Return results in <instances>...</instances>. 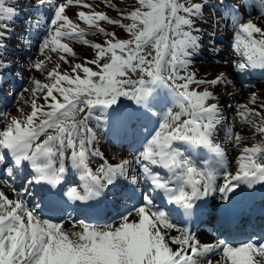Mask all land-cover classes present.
<instances>
[{"label": "snow or ice", "instance_id": "6c2138e0", "mask_svg": "<svg viewBox=\"0 0 264 264\" xmlns=\"http://www.w3.org/2000/svg\"><path fill=\"white\" fill-rule=\"evenodd\" d=\"M135 2L131 10H118L120 19L100 11L77 12L79 20L95 29L90 32L66 14L73 5L92 8L86 0L50 4L51 32L40 48L44 59L32 64L36 71L46 73L47 82L34 79L24 89L31 93L25 100L30 111L19 108L20 116H10L0 127V185L7 188L0 187V264H264V238L240 245L226 240L202 243L190 228L177 227L171 218L177 210L186 217L209 212L208 201L217 193L230 204L242 187H264V100L258 104V96L252 92L248 104L238 105L241 122L262 139L244 146L236 170L230 171L224 147L215 142L224 117L219 98L210 89L227 88L231 82L224 72L203 79L188 70L190 57L200 47L201 29L196 23L204 18L207 0ZM39 3L44 6L50 0ZM105 3L115 7L110 0ZM260 5L264 16V0ZM227 15L234 32L233 49L244 58L235 63L236 71L264 70V24L244 19L235 7ZM16 16L14 0H0V71L10 67L2 56L9 39L7 22ZM100 21L118 26L129 38L120 39L116 32L106 31ZM97 33L107 39L101 43L85 38ZM65 39H79L90 46L93 58L73 63L68 57L75 58L76 53L62 42ZM46 53L58 54L52 68L47 67L52 57ZM106 57L108 62L102 63ZM60 62L68 68H62ZM135 73L139 78H130ZM203 85L209 87L198 90ZM165 89L166 95L158 91ZM169 96L179 111L168 109L156 121L157 126L143 135V149L135 159L139 176H129L131 161L109 163L93 147L96 134L89 122L94 110H110L112 119L135 134L138 127L147 128L159 116L170 102ZM122 97L135 106L121 107ZM227 134L233 147L247 139L231 129ZM199 148L213 154L212 162L201 165L193 158ZM96 157L103 162L93 168ZM26 168L31 174L25 183L40 185L48 197L44 207L26 198L29 187L15 185L17 174ZM70 170L78 174L79 184L65 187ZM131 170L136 173L135 168ZM217 177L222 183H217ZM141 179L151 190L137 195ZM109 192L116 197L118 221L87 223L60 218L68 201L99 204ZM157 195L164 204L175 207L164 210L163 204L156 203ZM121 203L123 211L119 210ZM45 207L50 215L43 214Z\"/></svg>", "mask_w": 264, "mask_h": 264}, {"label": "rangeland", "instance_id": "374dc122", "mask_svg": "<svg viewBox=\"0 0 264 264\" xmlns=\"http://www.w3.org/2000/svg\"><path fill=\"white\" fill-rule=\"evenodd\" d=\"M215 1L220 2V0H215ZM231 1H234L237 5H239L241 7L243 14H244V17H245L244 19L252 18V19L256 20L257 18L262 17V15H261L262 9H261V5H260V0H231ZM86 2L90 3L92 5V8H84L81 5H74L73 7L67 8V10H66V12H67L68 9H73V10H69L66 14L71 15L72 12L74 11L75 13H74V15H71V17H72L71 19L75 23L79 24V26L81 28L85 29L86 32L94 31L95 29H89V26L87 24H85L83 21L78 19L76 13L79 12L80 10H85L84 12L86 14L91 13L93 11H100V12L106 13L111 19H120V14L118 11L119 9L131 10L133 7L136 6L135 0H110V3L115 6L114 8L107 7L105 0H86ZM193 2L202 3V2H204V0H193ZM208 2H209V0H207V3ZM248 3L250 5H247ZM124 22L130 23L131 21H124ZM200 22H202V24H204L206 26L212 27L213 31H219L218 28L225 29V27H227V28H229V30H231V28H232V24H231L230 19L228 18L227 13H225V14L220 13L219 14L218 12H215L214 10L210 9L209 7H207L205 12H204V18L202 20L197 21L196 27H199ZM98 23H99V26L105 28L106 31L116 32L117 36L120 39L129 38L128 34L126 32H124L122 29H120L118 26L107 24L104 21H100ZM85 38L89 39L93 42H101V43L105 39H107V37H105L103 34H100V33H97V35H95V36L86 35ZM218 43H220L219 45H221V46L223 45L222 42H217L216 44H218ZM68 44L72 48V50L76 53L75 58L70 57V56L68 57L69 60H71L73 63L82 62L85 57H87L88 59L93 58L94 50L90 46L83 45L79 39H75V40L69 39ZM46 55H50L52 57V60L50 62H46L47 67L52 68L54 66V64L58 61V54L57 53H46ZM41 59H44V56H42L41 52H39L37 60H41ZM202 60L203 59L201 57H199V56L196 57L195 62L194 63L191 62L188 70L191 72H195L197 75V78L211 79L210 75L208 77L205 76L206 74L204 72H207V70H210V69L209 68L206 69L207 67L204 66L205 64L202 63ZM103 62H108V58L106 57L102 61V63ZM60 63H61L62 68H68V65H64L63 62H60ZM88 66L91 67L94 71L97 70L95 65H88ZM36 74H37L36 77H38L39 80L45 81L46 73L37 71ZM130 78L138 79L139 74L138 73L130 74ZM45 82H47V81H45ZM177 83H179V82H177ZM238 85L236 87L238 89L240 88V91L242 92V94H247V93H252V92L256 93V90L253 87L252 88L251 87L242 88ZM206 87H209V86L203 85L198 90L202 91ZM27 88H30V86L28 85ZM210 90H213L218 98L221 96H224V95L226 96L222 87L216 88V89H210ZM243 91H245V92H243ZM28 94H29V92H25L24 98L27 99ZM166 94H167V89L161 90V95H166ZM263 94H264V92H263ZM30 98H31V95H30ZM23 100L24 99L22 98V96L19 97V102L22 103L21 105L24 106L27 111H28V109L30 110L29 106L26 105L25 103H23ZM169 101L170 102L168 103V108H167L166 112L168 111V109H172L173 111H179V108H173V104L171 102L172 101L171 96H169ZM260 101L261 100L258 98L257 103L259 104ZM222 102L224 103L223 104L224 106L221 107L223 110V114H225L226 118L230 120L229 121L230 126H228L229 129H231L233 132H239L240 135L247 137V139L244 140L239 147H233L232 141L228 138V134H227L228 130L227 129L224 128V129L218 130L217 133H219V134L215 136V142L221 144L226 151L228 161L230 163V169L229 170L234 172L237 168L236 161H237V158L239 157V155L241 153V149L244 146H252L253 144L260 143L262 138L259 136L254 137L252 129L249 125L243 124V123H241V125L237 124V121L235 119H236V117L237 118H239V117L233 116L232 112L235 110L234 108H236L238 105H240V102L238 105H235L232 102L233 105L228 106V108L226 107V105H229L231 102L228 101V99L223 100ZM243 102L244 101H242V103ZM120 106L126 108V107H134L135 105H134V102L129 101L128 99L122 97L121 102H120ZM83 115L84 114H81V116H83ZM163 115H164V113H163ZM231 115H232V118H231ZM110 117H111L110 114H108L106 112L102 113L98 109L93 111L92 119L89 122V126L93 129V131L96 134V141H95L93 147L95 149H98L101 153H103V155L105 154V151H108L110 153V155L108 157L104 156L105 159H108L110 161L118 160V159L121 160V154H120V152L118 153V151L116 149V148H118L117 147L118 145L117 146H115L113 144L110 145L109 142L107 141V137H109V136L106 135V130L110 127V121H111ZM177 143H179V142H177ZM130 157H123V159L131 161L133 163L134 158L137 157V153L131 154ZM201 160H204V159H201ZM220 182H222V181L220 180L219 183Z\"/></svg>", "mask_w": 264, "mask_h": 264}, {"label": "bare ground", "instance_id": "6f19581e", "mask_svg": "<svg viewBox=\"0 0 264 264\" xmlns=\"http://www.w3.org/2000/svg\"><path fill=\"white\" fill-rule=\"evenodd\" d=\"M69 10H73V9H69ZM74 14V11L72 12V15ZM256 20H258L259 21V23H264V17L262 16V17H259V18H257ZM213 67V71H211V73L213 72V73H220V72H224V73H226V68H227V70H229V67H226L225 65H221V66H212ZM31 75V73H28V80H30V79H32L33 77H35L36 76V74H34L33 76H30ZM35 79V78H34ZM33 79V80H34ZM32 80V81H33ZM257 87H260L259 88V93L260 94H262V92H263V89H264V87L262 86V85H258ZM227 92H228V94H230L231 96H233V98H234V100L238 97V94L237 95H235V93H234V91L233 90H226ZM31 95V93L29 92V94H28V96H30ZM259 97H261V98H263L264 99V96H262V95H260ZM250 107H253V106H250ZM17 113H18V111H17ZM7 121H5L4 123H6ZM140 142V141H139ZM137 144V143H136ZM135 144V145H136ZM143 143L142 142H140L139 143V145H142ZM118 151V150H117ZM109 152L108 151H105V154L107 155V156H109L110 155V153L108 154ZM119 153V152H118ZM120 154H121V160H124L123 159V157L126 155L125 154V151H123V152H121L120 151ZM121 160H113L112 162H114L113 164H116V163H120V161ZM98 166V164H93L92 165V167L93 168H95V167H97ZM137 166V165H136ZM138 167V166H137ZM131 169H133V167H131L130 169H129V171H130V176L131 175H133L134 173L133 172H131L132 170ZM138 169H139V167H138ZM122 182H124L125 184L127 183V181H122ZM1 187H4L5 188V190L7 191V188H6V186H1ZM29 190H31V188L29 187ZM10 193V192H9ZM8 193V194H9ZM262 193H264V187H262V186H259V185H256V186H254L252 189H249V188H247V187H242L241 189H239L238 190V192H237V196L238 195H242V198L244 199V200H246V201H248V203L250 202V203H252V201L255 199V198H258V200H260L261 198V196H260V194H262ZM11 194V193H10ZM11 196V195H10ZM116 197H114L113 195H111V196H109V197H107L106 199L105 198H101V204L102 205H104V206H107L109 203H108V201L111 199H115ZM235 200H232V202H234ZM214 203V200L213 199H210V204H208V205H211V204H213ZM260 206H262V207H258V211L259 212H262V211H264V204H263V202L260 204ZM116 207V206H115ZM121 209V207L119 208V210ZM116 210H117V207H116ZM209 211H210V209H209ZM66 227H70V226H68V225H65ZM191 231L193 232V230L191 229ZM196 236L200 239V241L202 242V243H210L211 241H212V238H214L215 237V235L214 234H209V233H207V232H205V231H202V230H196ZM218 242V241H217Z\"/></svg>", "mask_w": 264, "mask_h": 264}]
</instances>
